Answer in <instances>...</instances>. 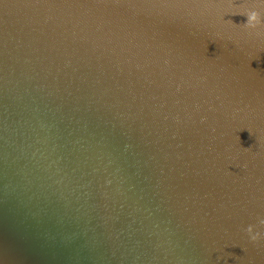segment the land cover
<instances>
[{
	"label": "water",
	"instance_id": "95a60500",
	"mask_svg": "<svg viewBox=\"0 0 264 264\" xmlns=\"http://www.w3.org/2000/svg\"><path fill=\"white\" fill-rule=\"evenodd\" d=\"M0 264H264V0H0Z\"/></svg>",
	"mask_w": 264,
	"mask_h": 264
},
{
	"label": "rangeland",
	"instance_id": "374dc122",
	"mask_svg": "<svg viewBox=\"0 0 264 264\" xmlns=\"http://www.w3.org/2000/svg\"><path fill=\"white\" fill-rule=\"evenodd\" d=\"M59 123H60V121H58L55 117L52 119V123H51V126H48V129L49 128H52V129H57L58 128V126H59ZM37 141H43V138L40 136L39 138H37ZM20 153L22 154V152L24 151V146H20ZM46 150H44V152H45ZM43 152V153H44ZM12 154H13V152H12ZM11 172H9V171H6L5 173H6V175H2L1 177H6V176H9V175H11L12 174V170H10ZM1 174H4V173H1ZM30 176V175H29ZM31 180V179H30ZM43 180H40V179H38L37 178V180H36V184L38 185V184H40L41 182H42ZM47 182H45L44 184H46ZM43 184V185H44ZM42 184H40L39 186H43ZM20 186H22V185H19V187ZM36 187V186H35ZM29 188L30 187H26L25 185H23L22 187H20V191H13L10 195H12V196H14V198H15V200H17V195H22V198H20V201H23V202H26V200H27V202H29L28 201V199H27V194L29 193ZM18 189V188H17ZM37 189V188H36ZM31 192H33V190H31ZM25 194H26V199H25ZM28 195H32L31 193L30 194H28ZM45 192H44V190H42V191H36V192H34L33 193V195H32V198L34 199L33 200V202L32 203H30V204H28L27 202H26V204H28V205H32V204H34L35 203V201L36 200H38V197H39V199L41 200V202H44V201H46L47 200V197L45 198ZM13 198V197H12ZM18 199H19V197H18ZM48 200H50V201H52V198H49ZM48 206H50V204L48 205ZM52 207V206H51ZM126 229L127 228H125V229H122L121 231H126ZM132 229V228H131ZM128 230H130V229H128ZM127 230V231H128ZM44 231H41V233H43ZM40 233V232H39ZM127 233V235H130L131 234V232L129 233V232H126ZM45 236H46V234H40L39 236H37V237H39V238H41V240H43L44 238H45ZM120 237V236H119ZM118 238V237H117ZM116 242H117V240H113V242L112 243H105V245L107 246V245H110L111 244V246L110 247H115V248H111V249H114L116 252H118L120 255H122V252H121V250H118L117 249V246H116ZM115 244V246H112V245H114ZM126 249H128V248H126Z\"/></svg>",
	"mask_w": 264,
	"mask_h": 264
},
{
	"label": "clouds",
	"instance_id": "9594fccd",
	"mask_svg": "<svg viewBox=\"0 0 264 264\" xmlns=\"http://www.w3.org/2000/svg\"><path fill=\"white\" fill-rule=\"evenodd\" d=\"M259 23L258 20V14L256 12H250L249 14H247V22L245 23L248 27L250 28H254L256 27V24ZM249 232L252 231L251 227H249L248 229ZM253 240L256 239L255 236L252 237Z\"/></svg>",
	"mask_w": 264,
	"mask_h": 264
},
{
	"label": "bare ground",
	"instance_id": "6f19581e",
	"mask_svg": "<svg viewBox=\"0 0 264 264\" xmlns=\"http://www.w3.org/2000/svg\"><path fill=\"white\" fill-rule=\"evenodd\" d=\"M24 49H26L27 51H31L29 48H24ZM11 75H12V73H11ZM58 132L59 131H57V132H55L54 134H55V137L57 136H62V135H60V134H58ZM61 133H63V134H65V136L66 135H68V133H69V129L66 131V132H61ZM44 138H45V136H44ZM45 141H48V140H45ZM182 149V148H181ZM170 164V163H169ZM118 239H120V237H118ZM126 248H128V247H126Z\"/></svg>",
	"mask_w": 264,
	"mask_h": 264
}]
</instances>
